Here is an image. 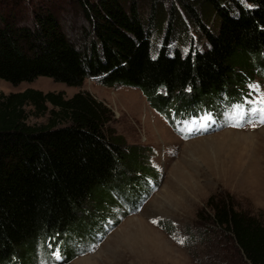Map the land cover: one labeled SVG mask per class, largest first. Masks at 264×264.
<instances>
[{"label":"trees","instance_id":"obj_1","mask_svg":"<svg viewBox=\"0 0 264 264\" xmlns=\"http://www.w3.org/2000/svg\"><path fill=\"white\" fill-rule=\"evenodd\" d=\"M15 1L0 0V80L13 85L46 77L80 87L91 79L135 88L168 116L225 107L249 93L253 77L264 80V0H76L75 37L62 26L65 8ZM187 28L202 48L187 45ZM27 107L47 123L28 125ZM111 117L88 93H0V264L52 263L47 239H62L68 263L114 193L126 184L151 195L150 168L130 183L145 158L109 133ZM206 207L225 240L211 264H264L263 224L226 201L209 198Z\"/></svg>","mask_w":264,"mask_h":264},{"label":"rangeland","instance_id":"obj_2","mask_svg":"<svg viewBox=\"0 0 264 264\" xmlns=\"http://www.w3.org/2000/svg\"><path fill=\"white\" fill-rule=\"evenodd\" d=\"M41 1L65 8L68 21L64 18L61 23L66 34L79 35L74 27L81 24L76 0ZM20 3L16 7H33L35 1ZM187 29V45L202 48L200 34ZM27 89L63 93L65 98L76 93L90 94L112 113L107 125L109 133L120 136L126 147H135L145 158V167L130 176L135 179L130 183L138 182L136 178L140 172L146 173V167L153 173L145 177L147 180L144 178L151 186L150 196L125 184L124 192L114 193L112 203L102 204L104 211L93 215L101 219L98 228L90 237H83V242L71 246L65 257H77L70 262L63 263L59 245L62 239L56 243L45 240L46 249L50 251V244L54 248V253L50 251L52 263L50 260L48 264H54L59 257L63 258L60 264H211L212 259L221 255L225 240L212 225L213 214L206 207L209 198L214 202L226 201L236 211L264 225V112L259 122L229 127L235 124L234 114L240 109L251 114V119L261 112L264 80L259 77H253L247 86L249 93L241 94L238 101L225 107L212 109L201 105L184 113L172 109L168 116L151 108L135 88L104 87L91 79L80 87H69L46 77L18 85L0 80L3 95ZM25 110L28 125L47 123V114L36 117L30 107ZM193 122L202 123V127L215 124L222 128L182 138ZM85 250L87 253L82 254Z\"/></svg>","mask_w":264,"mask_h":264},{"label":"bare ground","instance_id":"obj_3","mask_svg":"<svg viewBox=\"0 0 264 264\" xmlns=\"http://www.w3.org/2000/svg\"><path fill=\"white\" fill-rule=\"evenodd\" d=\"M230 121V120H229ZM232 122V121H231ZM225 123V122H224Z\"/></svg>","mask_w":264,"mask_h":264}]
</instances>
